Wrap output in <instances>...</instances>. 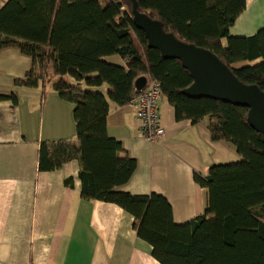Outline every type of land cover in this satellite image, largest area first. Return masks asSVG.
Instances as JSON below:
<instances>
[{
  "label": "trees",
  "instance_id": "trees-1",
  "mask_svg": "<svg viewBox=\"0 0 264 264\" xmlns=\"http://www.w3.org/2000/svg\"><path fill=\"white\" fill-rule=\"evenodd\" d=\"M138 3L166 31L211 50L241 81L264 90V27L250 36L230 33L246 0ZM12 46L32 58V67L15 79V86L50 83L60 98L74 104L78 143L41 141L39 171L78 159L82 198L114 203L132 214L137 235L152 245L161 264H264V134L250 125L248 107L183 93L193 82L190 71L179 59L164 58L149 47L133 22L131 0H7L0 9V51ZM109 55L121 56L125 64L109 61ZM239 62L246 63L236 66ZM143 75L161 84L176 120L210 119L212 139L225 141L241 157L211 165L207 175L194 173L195 182L208 191L207 207L182 224L174 221L165 196L120 189L138 162L108 134L109 101L130 104L140 92L135 81ZM0 98L20 103L16 90Z\"/></svg>",
  "mask_w": 264,
  "mask_h": 264
},
{
  "label": "crops",
  "instance_id": "crops-1",
  "mask_svg": "<svg viewBox=\"0 0 264 264\" xmlns=\"http://www.w3.org/2000/svg\"><path fill=\"white\" fill-rule=\"evenodd\" d=\"M6 1L0 0V9ZM262 27L264 0H246L230 33L250 36ZM106 58L125 64L119 55ZM31 67L32 58L19 48L0 51V94L16 90L20 97L16 106L0 98V264H161L152 245L137 235L132 214L114 203L82 198L78 159L39 171L41 141H78L74 104L60 98L50 83L15 86V79ZM102 88L107 91L106 85ZM109 103L108 134L121 140L138 162L132 179L120 189L165 196L179 224L203 214L208 191L195 182L194 173L207 175L213 164L241 159L228 143L212 139L211 120H176L164 96L161 122L166 133L149 142L131 104Z\"/></svg>",
  "mask_w": 264,
  "mask_h": 264
},
{
  "label": "water",
  "instance_id": "water-1",
  "mask_svg": "<svg viewBox=\"0 0 264 264\" xmlns=\"http://www.w3.org/2000/svg\"><path fill=\"white\" fill-rule=\"evenodd\" d=\"M133 22L144 31L151 48L158 49L164 58L179 59L193 77L183 89L192 98L209 97L249 108L248 121L264 134V90L257 84L241 81L227 64L211 50L179 39L164 29L161 20L139 10L138 0H131ZM147 84V77L135 81L138 91Z\"/></svg>",
  "mask_w": 264,
  "mask_h": 264
},
{
  "label": "built area",
  "instance_id": "built-area-1",
  "mask_svg": "<svg viewBox=\"0 0 264 264\" xmlns=\"http://www.w3.org/2000/svg\"><path fill=\"white\" fill-rule=\"evenodd\" d=\"M163 97L161 84L157 80H152L148 81L146 87L131 99L130 104L141 122L142 135L149 142L164 138L166 133L161 122Z\"/></svg>",
  "mask_w": 264,
  "mask_h": 264
},
{
  "label": "bare ground",
  "instance_id": "bare-ground-1",
  "mask_svg": "<svg viewBox=\"0 0 264 264\" xmlns=\"http://www.w3.org/2000/svg\"><path fill=\"white\" fill-rule=\"evenodd\" d=\"M147 82H148V78H147ZM146 85H147V84H146ZM145 87H146V86H145ZM145 87H144V88H145ZM144 88H143V89H144ZM143 89H142V90H143ZM142 90H140V92H141ZM140 92H139V93H140Z\"/></svg>",
  "mask_w": 264,
  "mask_h": 264
},
{
  "label": "rangeland",
  "instance_id": "rangeland-1",
  "mask_svg": "<svg viewBox=\"0 0 264 264\" xmlns=\"http://www.w3.org/2000/svg\"><path fill=\"white\" fill-rule=\"evenodd\" d=\"M253 63V62H252ZM237 66V65H236Z\"/></svg>",
  "mask_w": 264,
  "mask_h": 264
}]
</instances>
